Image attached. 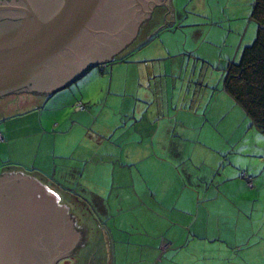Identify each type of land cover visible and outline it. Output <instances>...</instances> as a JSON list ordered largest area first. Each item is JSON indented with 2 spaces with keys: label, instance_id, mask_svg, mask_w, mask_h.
I'll list each match as a JSON object with an SVG mask.
<instances>
[{
  "label": "crops",
  "instance_id": "1",
  "mask_svg": "<svg viewBox=\"0 0 264 264\" xmlns=\"http://www.w3.org/2000/svg\"><path fill=\"white\" fill-rule=\"evenodd\" d=\"M212 1L220 10L179 13L178 28L165 31L182 32L181 47L162 39L143 47L142 60L113 63L109 88L100 86L105 66L95 82L85 79L92 71L81 79L78 98L0 103V162L14 146L18 167L80 200L96 221L92 209L107 215L114 228L97 221L106 264L117 244L136 247L127 255L137 263L264 264V132L223 90L228 65L257 36L256 0ZM19 110L32 115L16 126L21 119H7Z\"/></svg>",
  "mask_w": 264,
  "mask_h": 264
},
{
  "label": "water",
  "instance_id": "2",
  "mask_svg": "<svg viewBox=\"0 0 264 264\" xmlns=\"http://www.w3.org/2000/svg\"><path fill=\"white\" fill-rule=\"evenodd\" d=\"M159 7L170 11L161 26L128 49ZM173 26L177 0L0 2V99L23 93L49 99ZM78 245L84 247L75 264H97L100 258L106 264L101 229L80 200L40 173L2 169L0 264H58L75 258Z\"/></svg>",
  "mask_w": 264,
  "mask_h": 264
},
{
  "label": "trees",
  "instance_id": "3",
  "mask_svg": "<svg viewBox=\"0 0 264 264\" xmlns=\"http://www.w3.org/2000/svg\"><path fill=\"white\" fill-rule=\"evenodd\" d=\"M252 15L258 25L257 36L244 49L239 61L228 65L223 90L245 111L253 126L264 132V0H256ZM160 20L159 18V21L154 22L144 37L148 32L158 30ZM143 42L138 48L149 44L147 41ZM122 60L124 59H120ZM115 62H118L117 58L112 63Z\"/></svg>",
  "mask_w": 264,
  "mask_h": 264
},
{
  "label": "rangeland",
  "instance_id": "4",
  "mask_svg": "<svg viewBox=\"0 0 264 264\" xmlns=\"http://www.w3.org/2000/svg\"><path fill=\"white\" fill-rule=\"evenodd\" d=\"M220 8H221V6L216 5L215 2H213V1L211 2V5H210L209 4V0H177V14L180 13L183 16H186V15L192 16L193 14L202 15V14L208 13L209 10L217 11L218 9L220 10ZM177 28H178V26H177ZM182 29L183 28H180V31H182ZM169 30H171L170 27H169L168 31ZM164 33L154 36V41L152 43L146 45V48L151 47V46L159 47V44L161 43L160 41L162 39H165L164 42H165L166 45L170 44V45H173V47H174V45H176V47H181L183 45V41H181L179 44L175 43V41L177 40L176 37H180L181 36L182 39H183L182 32H176V30H175L172 33H170V32H167L165 34ZM188 47H190V46H188ZM146 48H144V49L142 48V49H140V51L138 50V52H133L134 50H127L128 52H125L121 56V59H124V61L142 60V59H140L141 57H139L138 55H139L140 52L145 51ZM172 49H174V48H172ZM119 61L120 60H118V62ZM111 65H113V63H109L107 65H103L101 67H97V68L93 69L92 72L88 76L85 77V79L92 78L93 81L95 82L97 75H100L99 74V72H100L99 70H101L102 67L109 66L110 68L109 67L107 68V74H106L107 84L106 83H105V85L103 83L100 84L101 87L107 85V88H109V84H110V69H112ZM201 74H202L201 76H202L203 79H205L207 77L210 81L213 82V75L208 69H203L202 68L201 69ZM83 83H84V81L80 80V81L76 82L74 85H72L70 88L64 90V92L62 91V93L66 94V95H71L74 98H78V97L81 96V89L83 87ZM113 87L114 88L116 87V82L115 81H114V86ZM14 97H16V96L15 95L8 96V97L5 98V100L4 99L0 100V103L6 102L7 99L14 98ZM42 110H44V109H42ZM22 113H24V115L26 114L23 117H30L31 118L32 112H30V110L26 111V113L23 112V110H19L17 113H15V115L10 116L7 120L11 121L12 119H21L20 121L17 120L15 122H13V123H17L16 124V126H17V125L22 123V118H23V117H21ZM1 117L2 116L0 115V118ZM244 141H245V143H247V140H244ZM242 154H245V153L242 152L241 155ZM16 155H17V152H16L15 147L13 146L12 147V157L8 159L9 155H5V157L7 158L6 159V163L4 164L3 161H1L0 163L3 164L4 168H8V167H11V166L18 167L17 164L13 163V160L15 161L17 159ZM23 159H27V156H24V158H23L21 155H19L18 161L24 162V161H21ZM18 164H20V163H18ZM0 172H2V169H0ZM243 181L247 184L250 181L252 182V179L250 178V175L247 174V177L245 179H243ZM92 210H93V214H95V217H96L97 221L100 223V225L105 226V228L107 230H110L111 228H114L112 222L108 223L106 221L107 218H108L107 215L101 216L99 214H96L94 209H92ZM134 248H136V247H132V246H128V245H126L124 247H120L118 244L114 245V246H110V251H111V256H112V264H147V262L146 263L145 262L137 263V262H135L137 260L136 257L132 256L131 254L127 255V253L130 251V249L133 250ZM105 252H108L106 245H105ZM70 258H73L72 260H69V261H72L70 263L74 264L73 260L75 258L74 257H69L68 259H70ZM64 260H67V259H64ZM66 264H69V262H67Z\"/></svg>",
  "mask_w": 264,
  "mask_h": 264
},
{
  "label": "flooded vegetation",
  "instance_id": "5",
  "mask_svg": "<svg viewBox=\"0 0 264 264\" xmlns=\"http://www.w3.org/2000/svg\"><path fill=\"white\" fill-rule=\"evenodd\" d=\"M8 1H13V0H8ZM17 2H19L20 0H16ZM0 2L1 3H4L5 2V0H0ZM169 9L168 8H165V7H159V8H155L154 9V12H153V14L150 16V17H148L142 24H141V26H140V31H139V33H138V35H137V38L135 39V41L128 47V49H130L136 42H137V40L138 39H140V38H143L144 37V34L152 27V25L154 24V22H156V21H159V18H161V19H163V17H164V15L165 14H169ZM166 17H168V15L166 16ZM142 43H144V42H142ZM127 49V50H128ZM127 50L125 51V52H127ZM125 52H123L122 53V55L125 53ZM121 55V56H122ZM23 94H25V93H23ZM13 95H15L16 96V94H13ZM19 95H22V94H19ZM31 95H33V94H31ZM8 96H12V95H8ZM8 96H6V97H8ZM33 96H36V95H33ZM6 97H4V98H1L0 100H5V98ZM36 97H41V96H36ZM85 241V240H84ZM86 242V241H85ZM80 245V244H79ZM77 246L76 248H75V250H74V252H73V254L76 256L75 257V259L77 258V252L79 251V247H82V249H83V247L84 246H86V244L84 243V246ZM81 249V248H80ZM81 251H83V253L85 254L86 253V248H85V250H81ZM78 254H79V252H78ZM87 254V253H86ZM73 258H70V259H67V260H63V261H61L60 263H58V264H66L67 262H69V264H71L70 262H72V261H69V260H72ZM75 259L73 260V263L75 264ZM103 261V260H102ZM96 263L97 264H103L102 262H101V258L100 259H97L96 260Z\"/></svg>",
  "mask_w": 264,
  "mask_h": 264
},
{
  "label": "built area",
  "instance_id": "6",
  "mask_svg": "<svg viewBox=\"0 0 264 264\" xmlns=\"http://www.w3.org/2000/svg\"><path fill=\"white\" fill-rule=\"evenodd\" d=\"M78 110H85V106L83 105V104H79V106H78ZM2 139H3V137H2V134L0 133V142L2 141ZM242 177H244V178H246L247 177V173H243L242 174ZM248 185H252V182L250 181V182H248Z\"/></svg>",
  "mask_w": 264,
  "mask_h": 264
}]
</instances>
